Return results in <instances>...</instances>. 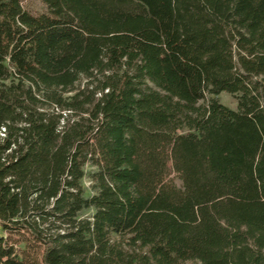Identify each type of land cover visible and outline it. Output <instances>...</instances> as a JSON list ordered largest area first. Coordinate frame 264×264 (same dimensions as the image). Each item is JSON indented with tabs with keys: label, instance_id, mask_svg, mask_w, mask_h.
<instances>
[{
	"label": "trees",
	"instance_id": "obj_1",
	"mask_svg": "<svg viewBox=\"0 0 264 264\" xmlns=\"http://www.w3.org/2000/svg\"><path fill=\"white\" fill-rule=\"evenodd\" d=\"M40 1L0 0V264H264V0Z\"/></svg>",
	"mask_w": 264,
	"mask_h": 264
},
{
	"label": "rangeland",
	"instance_id": "obj_2",
	"mask_svg": "<svg viewBox=\"0 0 264 264\" xmlns=\"http://www.w3.org/2000/svg\"><path fill=\"white\" fill-rule=\"evenodd\" d=\"M22 4H23V6H24V8L26 10H29V11L34 12V13L41 12V11H43L45 9L43 3L40 0H22ZM209 97H210V95H207L204 100L200 101V103H206V101H207V99ZM218 99H219V101L222 104H224V105H226V106H228L230 108H233V109L236 108V99H235L233 94L228 93L226 91H222V92L219 93ZM0 135H1V133H0ZM95 169H96V167H94V166H92L90 164H87L86 166H84L85 174H84V177L81 180V184H82L85 196L91 195L93 193V191H94L93 188H92L93 182H92V180L90 178V173L93 170H95ZM171 177L174 179V182L178 186H181L180 180L177 177H175L174 174H171ZM92 212H93L92 210L86 209V210H83L80 213V215L82 217L89 216V215L92 214ZM0 234L6 235L2 231L1 227H0Z\"/></svg>",
	"mask_w": 264,
	"mask_h": 264
},
{
	"label": "crops",
	"instance_id": "obj_3",
	"mask_svg": "<svg viewBox=\"0 0 264 264\" xmlns=\"http://www.w3.org/2000/svg\"><path fill=\"white\" fill-rule=\"evenodd\" d=\"M0 235H3V234H0Z\"/></svg>",
	"mask_w": 264,
	"mask_h": 264
}]
</instances>
